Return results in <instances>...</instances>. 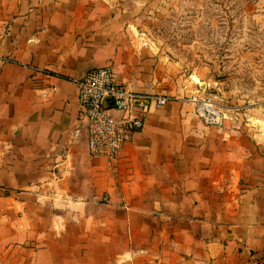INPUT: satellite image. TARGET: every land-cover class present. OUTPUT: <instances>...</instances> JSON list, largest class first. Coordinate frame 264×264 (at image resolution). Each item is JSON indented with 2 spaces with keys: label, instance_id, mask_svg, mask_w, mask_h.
Wrapping results in <instances>:
<instances>
[{
  "label": "crops",
  "instance_id": "obj_1",
  "mask_svg": "<svg viewBox=\"0 0 264 264\" xmlns=\"http://www.w3.org/2000/svg\"><path fill=\"white\" fill-rule=\"evenodd\" d=\"M102 67L168 99L115 161L74 82ZM180 67L113 0H0V264H264V132Z\"/></svg>",
  "mask_w": 264,
  "mask_h": 264
},
{
  "label": "rangeland",
  "instance_id": "obj_2",
  "mask_svg": "<svg viewBox=\"0 0 264 264\" xmlns=\"http://www.w3.org/2000/svg\"><path fill=\"white\" fill-rule=\"evenodd\" d=\"M113 2L194 85L202 74L205 96L223 106L226 121L250 119L264 132V0Z\"/></svg>",
  "mask_w": 264,
  "mask_h": 264
},
{
  "label": "built area",
  "instance_id": "obj_3",
  "mask_svg": "<svg viewBox=\"0 0 264 264\" xmlns=\"http://www.w3.org/2000/svg\"><path fill=\"white\" fill-rule=\"evenodd\" d=\"M79 89V103L86 118L88 150L93 158L115 161L134 133L143 129L146 116L154 106H164L168 99L137 93L122 84L112 67L90 71L74 79ZM198 115L209 126L222 127L226 110L210 97L194 99Z\"/></svg>",
  "mask_w": 264,
  "mask_h": 264
}]
</instances>
